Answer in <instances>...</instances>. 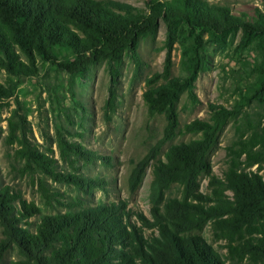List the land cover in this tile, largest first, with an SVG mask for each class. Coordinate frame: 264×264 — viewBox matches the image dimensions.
<instances>
[{"label":"trees","instance_id":"obj_1","mask_svg":"<svg viewBox=\"0 0 264 264\" xmlns=\"http://www.w3.org/2000/svg\"><path fill=\"white\" fill-rule=\"evenodd\" d=\"M162 23L168 29L166 67L163 74L147 79L144 101L148 115L164 116L166 126L162 140L139 161L129 179L134 191L146 168L154 163L150 198L152 225L159 236L146 238L131 222L126 206L108 203L81 204L77 211L46 216L32 233L20 224L37 215L38 207L2 188L0 264L12 246L23 256V264H264V113L252 118L242 112L255 99L262 101L264 82L233 110L212 107L208 122L187 124L183 132L200 133L201 138L171 146L165 161L158 160L162 146L176 137L180 128L176 101L184 84L171 77L173 44L195 30L213 36L242 31L245 36L262 38L264 13L258 8L253 15H234L228 7L202 0H148L145 8L118 1L0 0V69L10 77L34 76L38 59L58 62L55 49H66L74 57L58 62L71 74L85 72L100 62H107L109 70L117 73L127 50L139 67V41L155 37ZM10 94V89L0 84V100ZM189 97L195 98L192 88ZM231 120L236 122L237 138L226 149L228 166L219 178L213 173L208 152ZM58 144L64 157L89 160L92 156L83 146L61 137ZM22 153L28 163L37 164L62 182L87 188L100 184L59 175L50 158L26 146ZM202 176L208 178L210 195L199 192ZM173 186L182 189V198L166 200L165 194ZM209 222L216 241L225 243V255L203 237L191 235Z\"/></svg>","mask_w":264,"mask_h":264},{"label":"rangeland","instance_id":"obj_2","mask_svg":"<svg viewBox=\"0 0 264 264\" xmlns=\"http://www.w3.org/2000/svg\"><path fill=\"white\" fill-rule=\"evenodd\" d=\"M98 1L145 8L148 0ZM202 1L228 7L234 15H253L256 8L264 13V0ZM167 34L168 29L162 23L155 37L139 41L140 66L131 57V50H127L117 73L109 70L107 62H100L85 72L71 74L58 64L74 59L66 49H55L58 62L38 59V72L34 76L10 77L0 69V84L11 93L9 98L0 100V189L6 188L39 209L37 215L27 218L20 227L35 233L46 216L77 211L81 204L91 207L108 203L126 206L131 222L142 229L146 238L159 236L152 225L150 198L154 163L146 168L134 191L129 179L139 161L164 135L165 117L148 115L144 93L147 79L165 71ZM171 60V77L182 80L184 88L176 101L179 132L162 146L158 160L163 161L171 146L201 138L200 133H184L187 124L195 120L208 122L212 107L233 110L246 94L261 87L264 37L245 36L242 31L227 36L187 31L186 36H180L173 44ZM190 88L194 89V100L189 97ZM260 91L262 101L255 99L251 106L243 108V114L256 118L264 113V88ZM60 137L83 146L92 156L89 160L64 157L59 149ZM236 138V122L231 120L208 152L213 173L219 178H223L228 166L226 149ZM24 146L50 158L59 175H74L100 184L78 187L53 178L37 164L28 163L22 153ZM261 174L264 177V165ZM199 192L205 196L211 193L206 176L200 178ZM165 196L166 200L181 199L182 189L173 186ZM191 235L203 237L219 254L227 253L225 243L216 241L210 222ZM3 238L0 224V240ZM23 261L18 249L12 246L2 264H23Z\"/></svg>","mask_w":264,"mask_h":264}]
</instances>
